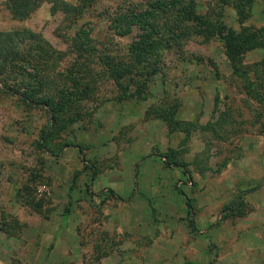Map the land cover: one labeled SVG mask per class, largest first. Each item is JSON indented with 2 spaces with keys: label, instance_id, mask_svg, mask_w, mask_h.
Instances as JSON below:
<instances>
[{
  "label": "rangeland",
  "instance_id": "rangeland-1",
  "mask_svg": "<svg viewBox=\"0 0 264 264\" xmlns=\"http://www.w3.org/2000/svg\"><path fill=\"white\" fill-rule=\"evenodd\" d=\"M127 1L140 0H96L71 26L61 14L50 15L45 3L25 20L11 19L0 1V31L39 34L53 50L67 53L65 66L73 34L89 30L105 53L124 59L131 37L112 36L102 12ZM223 10V23L238 31L234 11ZM241 26L264 27V0H253ZM160 58L158 72L148 79H101L87 99L77 101L75 121L64 115L67 120L53 125L44 108L26 105L0 83V264H99L84 254L54 257L53 228L60 222L68 242L67 220L81 215L78 242L99 245L102 225L117 209L118 222L133 221L139 232L123 233L119 242L132 236L143 248L162 237L156 246L162 254L165 240L174 237L178 245L191 242L204 251H186L178 264H234V256L251 245L261 248L264 82L257 87L262 103L247 97L246 82L232 75L217 37L191 38L180 52L172 49ZM259 60L264 48L245 52L236 65L246 71ZM246 76L253 80L250 72ZM173 103L187 136L168 131L147 112ZM170 152L183 168L165 163Z\"/></svg>",
  "mask_w": 264,
  "mask_h": 264
},
{
  "label": "trees",
  "instance_id": "trees-1",
  "mask_svg": "<svg viewBox=\"0 0 264 264\" xmlns=\"http://www.w3.org/2000/svg\"><path fill=\"white\" fill-rule=\"evenodd\" d=\"M0 1L11 19L25 20L45 3L50 15L61 14L71 26L96 0H75L72 4L64 0ZM252 2L140 0L120 3L111 11L102 13L107 22L106 29L112 36L131 37L125 46L124 59L105 53L101 45L89 36V30L80 29L68 43L71 62L65 66L67 53L53 50L39 34L27 29L0 31V83L26 105L44 108L50 114L52 125L59 119L65 120L64 115H68L67 119L72 122L78 115L77 101L87 99L101 79L118 82L130 80L131 74L148 79L156 73L159 64L162 65L160 57L164 52L172 49L180 52L181 44L191 38L208 41L217 37L222 40L232 75L246 82L245 95L256 103H262V94L257 87L263 86L264 60L246 68L254 76L253 80L236 65L245 52L264 48V27L241 26L248 17ZM226 7L234 11L238 31L223 23V9ZM158 106H151L148 114L164 123L168 131H181L187 136L189 130L182 126L183 121L175 118L178 105ZM259 125L264 139V125ZM164 159L168 165L184 167L176 162L171 152ZM178 194L183 198L189 215L190 205L180 190Z\"/></svg>",
  "mask_w": 264,
  "mask_h": 264
},
{
  "label": "crops",
  "instance_id": "crops-1",
  "mask_svg": "<svg viewBox=\"0 0 264 264\" xmlns=\"http://www.w3.org/2000/svg\"><path fill=\"white\" fill-rule=\"evenodd\" d=\"M67 2V0H64ZM79 191V190H78ZM82 191V190H81ZM80 191V192H81ZM83 201V200H82ZM85 201V200H84ZM264 205V204H263ZM111 218L107 220L106 224L102 225V236L104 237L102 240H99L96 245V240L92 241L94 244H86L85 242H78V232L76 231L77 225H79V220L81 215L75 217L74 219L67 220L69 222L68 231L72 235L70 240L67 242L65 239H62V233L59 225L54 226V234H57L56 240H54V246L51 249L53 252V256L58 257L59 259H80L83 254L87 258H97L99 264H178L176 258L179 255L186 254V251H191L194 253L204 254L203 250L199 251V248L194 247L190 242L189 245H178L177 240L174 237H170L165 240L164 252H158L156 250V246L160 243L162 237H153L150 242L143 248H139L137 246L138 242L135 241V237L132 236L125 239L126 241H118L120 236L127 234H137L136 226L133 225V221H128L127 226L121 225L118 219H116L119 215V209L111 211ZM61 221V220H60ZM66 226V225H64ZM136 232V233H135ZM94 233V232H93ZM186 235V234H185ZM181 237L180 240L183 241L187 239V237ZM138 236V235H137ZM138 237H136L137 239ZM160 239V240H158ZM59 241V250L55 249V243ZM261 248H254L253 245L243 254L235 255L234 264H264V238H261L260 243ZM179 250L177 251V249ZM203 249V248H201ZM159 253V254H158ZM181 253V254H180ZM142 258V260H141ZM150 259V260H149ZM159 262L158 260H162ZM121 260L127 261L122 262ZM156 260V261H155ZM148 261V262H147Z\"/></svg>",
  "mask_w": 264,
  "mask_h": 264
}]
</instances>
